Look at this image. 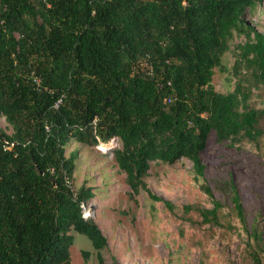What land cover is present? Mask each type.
<instances>
[{
    "label": "trees",
    "instance_id": "obj_1",
    "mask_svg": "<svg viewBox=\"0 0 264 264\" xmlns=\"http://www.w3.org/2000/svg\"><path fill=\"white\" fill-rule=\"evenodd\" d=\"M261 1L0 0V115L12 128L0 127V264H70L71 230L103 264L107 239L80 207L94 190L72 187L75 154L65 147L111 137L131 196L146 191L171 211L145 176L150 161L188 158L212 205L184 204L179 218L210 235L237 220L241 264H264L258 215L249 223L231 175L207 179L201 159L211 133L230 144L264 139V103L252 99L255 90L264 102V32L244 19ZM235 32L247 41L227 67ZM216 67L235 76L226 92L211 83Z\"/></svg>",
    "mask_w": 264,
    "mask_h": 264
},
{
    "label": "rangeland",
    "instance_id": "obj_2",
    "mask_svg": "<svg viewBox=\"0 0 264 264\" xmlns=\"http://www.w3.org/2000/svg\"><path fill=\"white\" fill-rule=\"evenodd\" d=\"M244 19L264 32V0L253 12L247 10ZM246 41L244 33H234L223 55L227 67L238 59L240 45ZM234 82V75L215 68L211 80L215 90L226 92ZM252 99L258 105L264 103L255 90ZM0 127L12 132L2 115ZM97 144L71 140L65 153L75 154L72 187L84 184L94 190V197L88 201V218L96 222L107 239V245L100 250L103 264H199L202 254L207 256L206 264H241L246 234L237 220H232V228L227 233L216 229L210 235L204 228L193 227L179 218V208L184 204L212 205L200 187L204 178H195L188 158L180 157L172 163L150 161L145 176L148 187L175 206L171 211L162 201L151 200L146 191L140 190L131 196L133 192L113 158L112 149L102 151ZM201 159L207 179L231 175L247 205L249 223L258 215V225L264 235V139L259 146L245 140L230 144L229 140L218 141L211 133ZM70 233L74 236L70 264H83L82 250L89 252L86 264H99L90 239L74 230Z\"/></svg>",
    "mask_w": 264,
    "mask_h": 264
},
{
    "label": "built area",
    "instance_id": "obj_3",
    "mask_svg": "<svg viewBox=\"0 0 264 264\" xmlns=\"http://www.w3.org/2000/svg\"><path fill=\"white\" fill-rule=\"evenodd\" d=\"M152 70H151V67L148 68L147 70V73L151 74ZM35 82L36 83H39L40 79L39 77H35ZM61 102V97L57 98L54 103H53V106L56 108L58 107V105L60 104ZM96 121V119H94V122ZM105 142V143H104ZM104 142H101V141H98V148H100L102 151H107V150H110V149H114L117 148V147H120L121 146V141L117 138V137H111L109 138L107 141H104ZM103 146V147H101ZM80 207H81V211H82V216L85 217V214H88V211L90 210L89 208V204H88V201L86 202H82L80 204Z\"/></svg>",
    "mask_w": 264,
    "mask_h": 264
},
{
    "label": "clouds",
    "instance_id": "obj_4",
    "mask_svg": "<svg viewBox=\"0 0 264 264\" xmlns=\"http://www.w3.org/2000/svg\"><path fill=\"white\" fill-rule=\"evenodd\" d=\"M101 147H103V146H101ZM85 219H87L88 218V215L87 214H85V217H84Z\"/></svg>",
    "mask_w": 264,
    "mask_h": 264
},
{
    "label": "bare ground",
    "instance_id": "obj_5",
    "mask_svg": "<svg viewBox=\"0 0 264 264\" xmlns=\"http://www.w3.org/2000/svg\"><path fill=\"white\" fill-rule=\"evenodd\" d=\"M90 211V210H89ZM88 211V214L90 215V212Z\"/></svg>",
    "mask_w": 264,
    "mask_h": 264
}]
</instances>
